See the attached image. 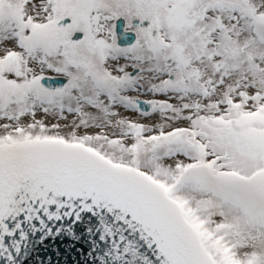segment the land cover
Here are the masks:
<instances>
[{
	"label": "snow or ice",
	"instance_id": "obj_1",
	"mask_svg": "<svg viewBox=\"0 0 264 264\" xmlns=\"http://www.w3.org/2000/svg\"><path fill=\"white\" fill-rule=\"evenodd\" d=\"M25 228L82 229L83 264H264V0H0L3 264Z\"/></svg>",
	"mask_w": 264,
	"mask_h": 264
},
{
	"label": "water",
	"instance_id": "obj_2",
	"mask_svg": "<svg viewBox=\"0 0 264 264\" xmlns=\"http://www.w3.org/2000/svg\"><path fill=\"white\" fill-rule=\"evenodd\" d=\"M27 240L22 242L21 251L15 257V264H83L79 254L75 252L76 247L83 245L88 247L87 238L82 234L83 230H77L78 239L72 240L66 235L47 237L42 240V233H33L25 228ZM18 239V237L16 238ZM10 248L15 245V240L5 241ZM0 264L3 260L0 259Z\"/></svg>",
	"mask_w": 264,
	"mask_h": 264
}]
</instances>
